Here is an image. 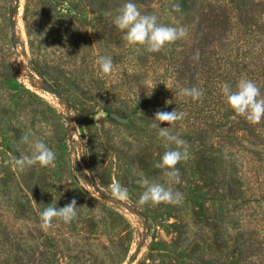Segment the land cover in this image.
Listing matches in <instances>:
<instances>
[{"label": "rangeland", "instance_id": "1", "mask_svg": "<svg viewBox=\"0 0 264 264\" xmlns=\"http://www.w3.org/2000/svg\"><path fill=\"white\" fill-rule=\"evenodd\" d=\"M175 1L131 0L187 30L150 53L126 46L112 22L128 0H0V264H264V120L236 115L221 92L246 77L264 96V0L247 27L233 24L222 46L202 50H189L198 38ZM231 1L196 3L247 7ZM100 56L113 58L110 75ZM193 87L197 101L181 95ZM173 110L184 118L161 127L188 146L172 184L183 199L138 205L141 176L168 186L155 167L166 148L151 125ZM23 135L43 140L55 166L14 170V158L30 155ZM115 183L127 201L113 197ZM73 199L77 217L43 231L39 213Z\"/></svg>", "mask_w": 264, "mask_h": 264}, {"label": "clouds", "instance_id": "2", "mask_svg": "<svg viewBox=\"0 0 264 264\" xmlns=\"http://www.w3.org/2000/svg\"><path fill=\"white\" fill-rule=\"evenodd\" d=\"M174 7L179 10V5H174ZM106 15L111 14L107 13ZM112 22L124 33L123 40L126 42V46H142L150 53H159L166 46L187 36L186 28L160 23L156 14H143L131 0H128L118 9V14ZM194 58H199L198 52ZM96 63L102 75L107 76L112 73L113 58L111 56H100ZM221 92L225 102L236 115L244 117L253 125L264 120V96L261 95L260 88L252 80L242 77L238 81L235 90L229 83L225 82L222 85ZM181 95L190 97L192 101H197L201 99L202 92L195 87L191 89L184 88L181 90ZM184 115L183 112H177L176 110L171 112L157 111L155 113L154 121L158 123H153L151 127L158 129V136L162 138L166 148L155 167L163 170V176L167 179L168 186L165 187L164 184L150 181L148 178L141 176L136 182L144 191L139 197L138 205L158 206L161 203L172 205L181 203L182 193L174 191L172 184L181 182L180 172L176 166L181 161H186L189 158L188 146L186 141L173 134L168 127H161V125L166 123L175 126V123L182 120ZM37 127H43V124H38ZM21 142L30 144V155L22 153L19 157L14 158L12 161L14 170L19 169L23 172L33 166H39L40 168L55 166L56 154L43 140L36 139L34 142H30L29 137L23 135L21 136ZM173 143L176 147L170 148L169 145ZM111 191L113 197L120 201L129 199L128 189L119 183L113 184ZM39 215L41 229L48 232L54 219L71 223L77 217V202L73 199L63 207L49 205Z\"/></svg>", "mask_w": 264, "mask_h": 264}, {"label": "trees", "instance_id": "3", "mask_svg": "<svg viewBox=\"0 0 264 264\" xmlns=\"http://www.w3.org/2000/svg\"><path fill=\"white\" fill-rule=\"evenodd\" d=\"M238 1L240 0L231 2L236 4ZM196 2L197 0H178L172 3L173 11L183 17L185 23L186 21L190 23L193 30L196 31L198 39L196 43H192V49L189 47V50L196 49L197 45L201 46L199 48L201 50L212 44L215 47L216 45L222 46V35L238 24L247 27L245 21L254 13L253 7L259 4L255 0H244V3L247 4L246 8L241 6L229 8L211 3L214 10L208 11L203 6H197ZM174 5H179V10ZM234 13H238L239 16H235ZM234 19L235 21H233ZM233 24L236 25L233 26Z\"/></svg>", "mask_w": 264, "mask_h": 264}, {"label": "water", "instance_id": "4", "mask_svg": "<svg viewBox=\"0 0 264 264\" xmlns=\"http://www.w3.org/2000/svg\"><path fill=\"white\" fill-rule=\"evenodd\" d=\"M112 116H113L114 118L120 120V121H124V122H126V121L128 120V119H126V118H122L121 116H119V115H117V114H112Z\"/></svg>", "mask_w": 264, "mask_h": 264}]
</instances>
